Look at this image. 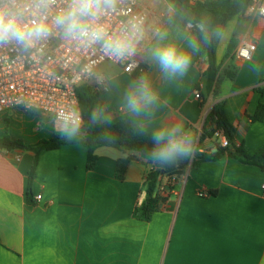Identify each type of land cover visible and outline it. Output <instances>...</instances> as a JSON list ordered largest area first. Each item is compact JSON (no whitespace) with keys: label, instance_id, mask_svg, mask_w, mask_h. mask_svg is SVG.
<instances>
[{"label":"crops","instance_id":"obj_1","mask_svg":"<svg viewBox=\"0 0 264 264\" xmlns=\"http://www.w3.org/2000/svg\"><path fill=\"white\" fill-rule=\"evenodd\" d=\"M143 6L152 13L153 24L187 47L184 35L191 32L182 13L167 0H143ZM233 39L234 52L243 43L257 44L250 61L226 57ZM155 42L153 37L148 68L141 76L137 71L98 69L106 87L97 90L95 111L107 132L131 117L148 132L179 123L190 136L199 137L209 113L224 103L237 142L252 148L264 145V122L251 120L264 104V18L236 17L225 27L217 49L218 63L223 64L218 96L206 94L202 73L207 57L201 48L192 53L182 77L169 79L149 58ZM257 66L259 71L254 70ZM233 67L238 73L230 79L225 71ZM141 77L148 79L158 99L134 117L124 106V96ZM62 126L21 108L0 114V137L8 133L27 144L53 138ZM210 143L205 142L207 150L213 149ZM96 154L97 164L89 171L84 145L43 151L29 186L34 153L0 150V264H264L261 168L230 157L189 168L175 184L163 182L158 210L150 222H143L133 212L143 200L152 166L132 152L134 160L121 168L129 152L115 147L99 148Z\"/></svg>","mask_w":264,"mask_h":264},{"label":"clouds","instance_id":"obj_2","mask_svg":"<svg viewBox=\"0 0 264 264\" xmlns=\"http://www.w3.org/2000/svg\"><path fill=\"white\" fill-rule=\"evenodd\" d=\"M55 3L56 0H0V45L14 43L27 51L46 40L55 28L65 39L86 46L100 43L110 54L122 58L134 52L135 45L143 39L144 20L141 17L130 19L118 34L110 35L100 23L102 17L115 9L118 0H67L66 7L49 20ZM187 28H195L199 35L186 33V48L169 38L166 29L154 32L156 42L148 55L166 78L182 77L192 62V53L200 50L201 42L211 44L214 36H220L219 30L210 34L202 21H189ZM254 70L259 71L258 66ZM157 99L148 79L141 77L126 91L124 106L129 114L139 117ZM58 118L63 121L60 128L63 139L74 141L80 131L79 117L73 112ZM102 119L98 111L93 112V123ZM140 129L144 131L143 124ZM151 138L153 147L145 154L146 162L151 165L177 167L196 155L190 133L179 123L153 130Z\"/></svg>","mask_w":264,"mask_h":264},{"label":"trees","instance_id":"obj_3","mask_svg":"<svg viewBox=\"0 0 264 264\" xmlns=\"http://www.w3.org/2000/svg\"><path fill=\"white\" fill-rule=\"evenodd\" d=\"M167 1L176 11L185 16V27H187L189 21H202L208 26L210 34L219 30L220 36H214L211 44L201 42V54L207 57V68L202 73V79H205L206 94L218 96L223 65L218 63L217 60V49L221 35L228 23L234 18L244 19L246 17L251 0H203L198 7H192L189 0ZM190 32L199 35L195 28L190 29ZM235 47L236 40L233 39L226 55L227 58H234ZM146 62L142 64L141 71L137 70L140 76L148 68ZM237 73V67L225 71L226 76L230 79H234ZM196 89L200 91V86L197 85ZM98 97L99 93L90 84H84L78 89L79 104L84 124L72 142L63 139L61 133H56L53 138L43 139L36 144H27L21 139L13 140L8 133L0 137V150L13 151L19 149L34 153V160L29 172V186H31L36 177V169L41 152L57 150L65 145L81 144L87 148V170L89 171L96 166L98 161L96 151L102 147H115L129 152L128 158L119 164L121 168L134 160L132 152L139 153L141 159L146 161L145 154L153 147L152 132L141 131L140 127L133 123L131 117L116 123L112 132H107L105 125L101 121L93 123L92 114L96 109ZM202 105L204 106V103ZM29 113L41 116V113L36 110H30ZM251 120L255 123L264 122L263 103L259 104L256 113L251 116ZM222 138L227 140V145H223ZM191 139L196 150V155L193 159L185 160L177 167L167 168L151 165L147 162L152 166V169L147 174L143 184V200L134 209L133 217L135 219L150 222L159 207V190L163 182L165 180L168 184L172 180L177 182L189 168L197 169L203 163L216 162L223 157H230L244 164L257 166L264 171V145L252 148L245 143L237 142V129L230 121L224 103H218L213 108L206 119L201 135L198 137L197 134H193ZM208 139L213 146L211 150L205 148V142ZM27 195L28 201L32 203L30 189Z\"/></svg>","mask_w":264,"mask_h":264},{"label":"built area","instance_id":"obj_4","mask_svg":"<svg viewBox=\"0 0 264 264\" xmlns=\"http://www.w3.org/2000/svg\"><path fill=\"white\" fill-rule=\"evenodd\" d=\"M189 2L192 7H198L203 0ZM66 3L67 0H56L49 20ZM246 14L264 18V0H251ZM133 17L143 18L144 36L135 45V51L122 58L110 54L100 43L86 46L65 39L55 28L46 40L27 51L14 43L0 45V114L14 108L36 110L63 123L58 117L74 112L81 129L84 121L78 89L84 84H91L96 91L105 89V79L97 74L104 63H112L124 73L132 74L141 71L147 61V48L155 30L160 28L150 21L152 13L143 6V0H118L115 9L102 17L100 23L110 35L118 34ZM256 50L255 42H246L237 47L234 57L242 62L250 61ZM195 97H201L197 90ZM222 142L227 145L225 138ZM175 183L176 180L171 181ZM41 199L38 195L37 200Z\"/></svg>","mask_w":264,"mask_h":264},{"label":"rangeland","instance_id":"obj_5","mask_svg":"<svg viewBox=\"0 0 264 264\" xmlns=\"http://www.w3.org/2000/svg\"><path fill=\"white\" fill-rule=\"evenodd\" d=\"M102 68L103 69H107V71H114V70H119L120 69V67H118V66H116V65H114L112 63H104L102 65Z\"/></svg>","mask_w":264,"mask_h":264}]
</instances>
